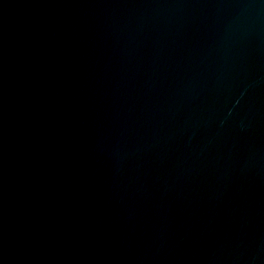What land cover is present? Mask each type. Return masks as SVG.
I'll return each mask as SVG.
<instances>
[{
  "label": "water",
  "instance_id": "water-1",
  "mask_svg": "<svg viewBox=\"0 0 264 264\" xmlns=\"http://www.w3.org/2000/svg\"><path fill=\"white\" fill-rule=\"evenodd\" d=\"M0 264H264V0H0Z\"/></svg>",
  "mask_w": 264,
  "mask_h": 264
}]
</instances>
